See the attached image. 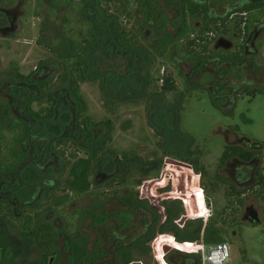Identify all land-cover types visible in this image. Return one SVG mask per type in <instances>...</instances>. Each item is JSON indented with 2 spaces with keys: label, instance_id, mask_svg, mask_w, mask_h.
Instances as JSON below:
<instances>
[{
  "label": "trees",
  "instance_id": "1",
  "mask_svg": "<svg viewBox=\"0 0 264 264\" xmlns=\"http://www.w3.org/2000/svg\"><path fill=\"white\" fill-rule=\"evenodd\" d=\"M6 1L0 0V34L12 21L1 5ZM37 1L40 6L50 5L52 18L59 8L70 11L64 28L46 45L50 60L43 62L37 76H25L15 67L8 99L0 101V225L16 232V240L0 236L4 261L13 258L19 245L27 241L38 244L44 264L52 260V264L145 263L158 236L170 234L179 243H200L203 231L207 246L224 244L215 227L204 228L202 220H187L180 201L165 202L162 216L136 193L117 194L115 206H108L111 199H105L91 210L75 213L71 219L81 217L78 225L64 217L65 226L59 228L47 217L106 180H125L135 176V169L141 180L159 174L164 157L188 164L204 176L203 153L194 137L181 128L187 94L192 88L207 90L214 106L223 110L220 103L231 108L239 96L255 97L264 91L258 81L251 84L263 68L255 58L250 59L253 66L246 63L243 46L228 53L212 49L223 32L245 37L253 23L244 14L264 4L247 1L244 9L220 19L203 0ZM177 1L180 4L175 8ZM131 20L134 24L129 28ZM195 21L202 24L194 26ZM147 30L154 31L151 40ZM163 62L161 77L153 71ZM167 62L177 68L188 86L186 91L179 89ZM182 63L189 67L186 74ZM90 81L100 83L109 111L129 103L146 105L148 125L160 139L163 157L153 153L152 160L127 154L121 158L110 150L111 121L96 123L86 116L88 106L81 86ZM34 102L45 108L35 112ZM256 147L255 153L227 149L221 161L237 156L249 162L263 155L264 145L257 142ZM263 172L264 168L259 169L261 188ZM181 220L185 221L183 228L177 225ZM11 262L17 264L16 259Z\"/></svg>",
  "mask_w": 264,
  "mask_h": 264
},
{
  "label": "rangeland",
  "instance_id": "2",
  "mask_svg": "<svg viewBox=\"0 0 264 264\" xmlns=\"http://www.w3.org/2000/svg\"><path fill=\"white\" fill-rule=\"evenodd\" d=\"M1 5L9 13L8 16L12 17V21L10 24L8 22L6 32L0 34V101L8 99L7 87L10 85L15 67L25 76H37L43 62L50 60L51 53L46 45L51 44L64 28L67 12L70 11L69 8H59L56 17L52 18L49 12L50 5L46 3L40 6L37 0H8ZM131 10L133 11V8ZM260 16H257L260 19L257 23L264 21V13ZM247 22L253 23L252 28L256 23L253 17L248 18ZM133 24L131 20L128 27H132ZM195 24L200 26L202 22L195 21L193 25L196 26ZM152 36L154 31L147 30V39L151 40ZM217 37L220 38L221 34ZM257 44L260 49L256 60L263 69L258 78L252 77L254 83L251 84L258 81V87L264 88V34L258 39ZM163 64L164 62L158 64L153 73L162 77L165 70ZM169 64L170 62H167L169 71L177 77L179 89L186 91L188 86L185 85L184 79L179 76L177 68ZM187 66V63H182L184 74L189 71ZM160 85L161 83L157 84L158 87ZM81 94L88 106L87 117L96 123L111 121L112 130L108 143L110 150L118 153L121 158H124L123 154H127L143 160H152L153 153H157L159 158L163 157L158 144L160 139L148 125L147 107L144 103L117 105L109 111L105 107L100 83L93 81L81 86ZM169 99L172 100L173 95ZM220 104L225 112L214 106L209 91L200 88H192L184 103L181 128L184 133L194 137L198 151L203 153L201 164L205 169L204 176L188 164L172 157H164L159 174L153 173L149 178L141 180L142 177L135 169V176H126L125 180L122 178L114 182L106 180L98 187H93L89 193L75 196L67 207H63L56 214H50L47 220L55 222L59 228L65 226L64 217L70 224L78 225L81 217L76 221L77 218L71 219L72 215L91 210L95 203L105 199H111L108 206H115L118 203V199L114 198L117 194L121 197L136 193L153 205L162 216L165 202L180 201L187 220H202L204 228L209 225L220 231L226 241L224 244L229 246V264H264V225L250 226L245 223L242 226L228 225L236 214L234 212L237 211L238 205L233 197L229 198V182L233 179L228 169L221 163L226 145L225 138L229 139L228 143L234 138L228 134L231 127H238L243 136L264 145V91L255 97L247 94L239 96L237 104L231 108H227L225 103ZM44 106L34 102L32 109L38 112ZM261 152L263 155L260 156V166L263 167L264 149ZM197 194L200 196L201 205L198 203ZM174 196L178 197L175 199ZM255 205L261 211L263 203L255 202ZM61 213H64L63 218L58 217ZM182 220L178 222V226L185 225V221ZM0 236L16 240V232L4 225H0ZM202 238L204 239L203 231L201 241ZM199 244L179 243L170 235L158 236L152 245L151 258L144 259L145 263L139 264H160L159 258L162 256H165L163 258L165 264H171L174 263L172 260L174 253L180 252L191 256L189 253L198 249ZM19 246L21 248L12 254L13 258L5 261L0 252V264H12L13 259L17 260V264H44L42 251L37 243L27 241Z\"/></svg>",
  "mask_w": 264,
  "mask_h": 264
},
{
  "label": "flooded vegetation",
  "instance_id": "3",
  "mask_svg": "<svg viewBox=\"0 0 264 264\" xmlns=\"http://www.w3.org/2000/svg\"><path fill=\"white\" fill-rule=\"evenodd\" d=\"M264 4V0H203L204 5L208 6L209 10L216 15V18H226L231 11L234 10H242L245 8V5L248 2ZM180 1L175 2V8L179 6ZM264 13V6L262 8H257L253 10L251 13H245L244 18L248 20L253 17V21L259 20L257 16H260ZM261 17V16H260ZM264 34V21L255 23L254 27L245 34V37H241L238 32L229 31L227 33H221L220 39H225L229 43L232 44V48L225 49L224 47L217 49L216 45L218 40L214 44V51L216 52H231L236 49H242L244 51V58L246 59V63L250 66H253L250 59L256 58L259 54L260 47L257 42L258 39ZM234 42V43H233ZM227 44H225V47ZM251 62V63H250ZM258 63V62H257ZM231 127L228 129V134L234 136L230 143H228L229 139L225 138V151L227 149L235 150V151H245L249 153L258 152V148L256 147V141L253 142L252 139L243 136L238 128L237 131H234ZM240 135V136H239ZM242 135V136H241ZM252 140V141H251ZM224 153L222 157L224 156ZM222 159V158H221ZM261 158L259 156L252 157L251 161L244 162L237 156H233L230 159L226 160L223 163L224 167L228 169L230 176L233 180L229 182V198L233 197L235 202L238 205V209L234 212V216L229 221L228 225H236L242 226L243 223L248 224L250 226H263L264 225V188L259 187V169H263L260 166ZM264 175V172L262 173ZM225 180V179H224ZM223 180V181H224ZM226 182V181H225ZM234 186V189L231 188ZM255 202L263 203L261 211L256 208ZM263 215V216H262ZM180 228L185 227V225L179 224ZM172 260L176 264H197L200 263V258H194L190 255H184L180 252L174 253L172 256Z\"/></svg>",
  "mask_w": 264,
  "mask_h": 264
},
{
  "label": "built area",
  "instance_id": "4",
  "mask_svg": "<svg viewBox=\"0 0 264 264\" xmlns=\"http://www.w3.org/2000/svg\"><path fill=\"white\" fill-rule=\"evenodd\" d=\"M203 194L202 192V195ZM189 254H201L200 264H229L230 262V250L227 244L207 246L203 238L198 249L192 250ZM163 258H165V256H162L161 259L159 258L161 261L160 264H165Z\"/></svg>",
  "mask_w": 264,
  "mask_h": 264
},
{
  "label": "water",
  "instance_id": "5",
  "mask_svg": "<svg viewBox=\"0 0 264 264\" xmlns=\"http://www.w3.org/2000/svg\"><path fill=\"white\" fill-rule=\"evenodd\" d=\"M225 44H227L226 47H225ZM222 47H224L225 49H230V48H232V44L229 43V42H228L227 40H225V39H220V40H218V42H217L216 48L219 49V48H222ZM170 236L173 237V234H170ZM152 245H153V244H152ZM197 258H201V254H197ZM52 262H53V260L51 261L50 264H52ZM134 264H139V263H134Z\"/></svg>",
  "mask_w": 264,
  "mask_h": 264
}]
</instances>
